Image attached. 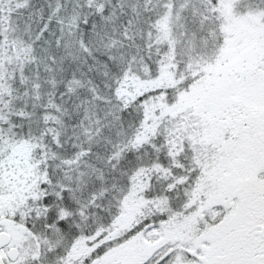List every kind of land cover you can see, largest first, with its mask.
Returning <instances> with one entry per match:
<instances>
[{
	"label": "snow or ice",
	"instance_id": "6c2138e0",
	"mask_svg": "<svg viewBox=\"0 0 264 264\" xmlns=\"http://www.w3.org/2000/svg\"><path fill=\"white\" fill-rule=\"evenodd\" d=\"M0 264H264V0H0Z\"/></svg>",
	"mask_w": 264,
	"mask_h": 264
}]
</instances>
